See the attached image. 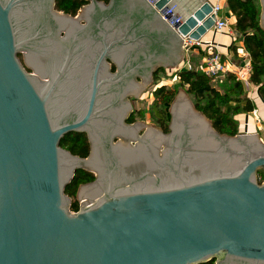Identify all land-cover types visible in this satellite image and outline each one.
Masks as SVG:
<instances>
[{
  "label": "water",
  "instance_id": "95a60500",
  "mask_svg": "<svg viewBox=\"0 0 264 264\" xmlns=\"http://www.w3.org/2000/svg\"><path fill=\"white\" fill-rule=\"evenodd\" d=\"M33 1L0 0V264H264L261 137L219 133L183 93L169 134L126 124L127 100L117 115L107 106L139 97L154 71L176 67L184 37L214 26L213 5L172 26L177 13L163 16L183 0H87L83 25L44 0L45 21L25 36ZM73 131L87 133V157L60 145ZM189 131L198 140L179 143ZM163 136L160 156L164 146L150 147L149 137ZM78 169L96 179L80 186L74 211L65 190Z\"/></svg>",
  "mask_w": 264,
  "mask_h": 264
},
{
  "label": "trees",
  "instance_id": "16d2710c",
  "mask_svg": "<svg viewBox=\"0 0 264 264\" xmlns=\"http://www.w3.org/2000/svg\"><path fill=\"white\" fill-rule=\"evenodd\" d=\"M108 2V0H104ZM228 7L236 16V29L253 61V72L250 82L259 87V95L264 101V29L260 24L261 9L257 0H228ZM87 0H56V8L67 14L75 15ZM114 70V67H113ZM164 70L160 68L158 72ZM157 72V73H158ZM179 86L185 87L187 94L195 101V108L201 111L211 121L213 127L221 134L235 136L239 133L236 119L233 115L241 111L250 112L256 108L255 104L246 99L244 84L234 74L226 73L215 77L208 76L197 69L175 71ZM228 87L221 91L219 87ZM176 88L168 89L161 86L155 90V95L161 104L168 106L174 99ZM245 100V104L241 102ZM236 102L231 114L225 107ZM230 108V107H229ZM230 110V109H229ZM167 116V115H166ZM134 120L132 117L130 121ZM168 122V121H167ZM163 129L168 131L167 124L161 122ZM60 145L74 155L87 157L90 152V143L85 132H70L61 140ZM263 171H260V181H263ZM262 177V178H261ZM95 180V175L85 169H78L74 178L67 185L65 193L69 197H76L79 187ZM80 208L78 199L71 203V210ZM200 264H215V259Z\"/></svg>",
  "mask_w": 264,
  "mask_h": 264
},
{
  "label": "rangeland",
  "instance_id": "374dc122",
  "mask_svg": "<svg viewBox=\"0 0 264 264\" xmlns=\"http://www.w3.org/2000/svg\"><path fill=\"white\" fill-rule=\"evenodd\" d=\"M257 2L259 3L260 9H261L260 0H257ZM24 53L25 52H20L18 54L20 61L22 62V64L25 66V68L29 72H34L30 65L24 64L25 62ZM112 67L116 69L114 64H112ZM163 69L164 70L155 74L152 81L150 80V82L146 85L145 90L140 94L139 97L137 98L132 97L135 107L140 110L138 115H134L133 118L139 122H144L146 126L156 128L155 130H160V131L163 128L162 123H161L162 121L165 122V124L170 123L171 105L173 101L175 100V98L177 97L181 98V93L186 94L189 97L192 105L193 106L195 105V101L191 98V96H189V94H187L185 87L179 86L176 88L177 84L180 83L179 80L175 78L174 76L175 71L177 70V66L173 67L172 69L171 68H163ZM252 85L248 87L244 85L243 96L246 99L252 101L255 104L256 108L250 112L241 111L238 114H235L233 116L236 119V122L238 125V131H239L238 134L245 133V132H241V130H243L245 123H246L245 120L247 119L249 123V127H250L248 133L258 134L261 137L262 141L264 142V103L261 101L259 97V87L255 86L253 83ZM161 86H166L168 89L176 88L174 99L168 106L161 104V102L157 99V96L155 95V90ZM227 87H228V84H225V86L219 87V89L221 91H224ZM244 104H245V100L241 102V105H244ZM236 105H237L236 102L231 103L229 106L225 107V111H228L231 114L230 111H232V108L236 107ZM262 177L264 181V171H263ZM80 192H81V189L79 188L76 197L74 198L70 197V198L72 199L71 200L72 202L73 200L78 199L79 205L81 206L80 199H79Z\"/></svg>",
  "mask_w": 264,
  "mask_h": 264
},
{
  "label": "crops",
  "instance_id": "0c3cea01",
  "mask_svg": "<svg viewBox=\"0 0 264 264\" xmlns=\"http://www.w3.org/2000/svg\"><path fill=\"white\" fill-rule=\"evenodd\" d=\"M227 1L228 0H183L182 3H179L180 8H178V10H177V6L174 4L170 6V7H174L175 9L174 11L177 13V16L182 20L185 18L186 15L188 16L191 10H194V9L196 10L197 8L199 9L201 5L204 3L208 2L211 5L220 4L222 6V10L219 13V16L221 18H227L230 21V30L225 31V32H217L215 31L214 26H213L204 35H202L200 40H202L204 44H202L201 46H193L192 51L188 53L184 52L183 59L180 60L182 63L179 61V63L177 64V69H180L181 67H183L185 63V59H187L189 60L188 62L191 64L193 69H197L202 72L204 59L207 54V49H206V44H205L207 42H212L215 45H217L224 59L233 61L235 63L241 62V58H239L237 54V48H239L240 46L245 47V45L243 41L240 39V33L236 29L237 18L232 13L230 8L228 7ZM243 84L246 85L247 87L251 86L252 83L250 82V78L248 82H245V83L243 82ZM245 121H246L245 126L243 130H241V132H244L245 128H247L248 131L250 129L248 120L246 119Z\"/></svg>",
  "mask_w": 264,
  "mask_h": 264
},
{
  "label": "built area",
  "instance_id": "2783aa9c",
  "mask_svg": "<svg viewBox=\"0 0 264 264\" xmlns=\"http://www.w3.org/2000/svg\"><path fill=\"white\" fill-rule=\"evenodd\" d=\"M159 0H148L150 4L153 6L157 4ZM174 7H169L166 15L163 16L166 21H169L168 16L173 15ZM222 10V6L220 4L213 5L212 12L216 16V20L214 23V29L217 32H225L230 30V21L227 18H221L219 13ZM180 18H176L175 20L169 21L170 25L174 26L175 24L180 22ZM203 43L202 40L192 39L189 37H184V52L188 53L192 51L193 46H201ZM206 49L207 54L204 59L202 72L208 76L215 77L221 74L232 73L242 82H248L250 75L253 72V61L246 50L245 47L240 46L237 48V54L239 58H241L240 63H235L233 61H229L223 58L221 51L218 49V46L212 42H207ZM189 60L185 59V63L183 67L179 69V71L191 70L192 66L188 62ZM178 79V76H175Z\"/></svg>",
  "mask_w": 264,
  "mask_h": 264
},
{
  "label": "flooded vegetation",
  "instance_id": "af4514ba",
  "mask_svg": "<svg viewBox=\"0 0 264 264\" xmlns=\"http://www.w3.org/2000/svg\"><path fill=\"white\" fill-rule=\"evenodd\" d=\"M102 1H104V0H102ZM110 0H108V2H109ZM89 4V1H88V3L87 4H85V5H83L79 10H78V12L75 14V15H72V16H76V15H80V21H81V23L84 25V24H86L87 22L82 18V15H81V10H82V8L84 7V6H86V5H88ZM45 6H44V0H39V2H29V5L26 7V10H28V11H30V10H35V13H34V18L35 19H32L31 18V20H28L27 19V16H28V14H26V17H24V18H22L21 20L23 21V25L25 26V27H27L26 29H24V35L25 36H27L28 34H30V33H33L34 31V33H37L38 31H39V24H41L42 22H44L45 21V19H46V17L43 15V13H44V11H45ZM54 9L55 10H57V8H56V0H55V7H54ZM37 10H38V14H37ZM57 11H59V10H57ZM120 11H122V9H120ZM60 12H63V11H60ZM63 13H65V12H63ZM65 14H67V13H65ZM71 15V14H70ZM130 15V14H129ZM127 16V18H126V21H128L129 19H131L132 18V16ZM100 15H99V12L97 13V14H94V15H92V17L93 18H96V17H99ZM32 21L34 22V24L35 25H33V26H29L31 23H32ZM120 22V14L117 12V13H115V15H114V17H113V23L115 24V23H119ZM29 23V24H28ZM37 24V25H36ZM29 26V27H28ZM49 32V31H48ZM50 33V32H49ZM61 36H64V32H61ZM60 38V37H59ZM46 40V39H45ZM56 41H58V37H55V38H51L49 41H48V43H47V45H49V44H55V42ZM37 42L38 43H43L44 41L40 38L39 40H37ZM39 48V47H38ZM149 49L150 50H152V48L151 47H149ZM154 50H156V51H158V49H154ZM45 63H46V61H45ZM113 70V69H112ZM113 71H115V69L113 70ZM158 72V70H156V71H154V73L152 74V79H153V77L155 76V74ZM152 81V80H151ZM132 97H134V96H129V97H127L126 99H116V100H112V101H115L113 104H111V102L112 101H108L107 102V106H113L114 104H115V107L114 108H112V107H110V110H112L113 111V113L115 112V115H117L122 109H124L125 107H126V102H125V100H127L128 101V103H129V105H130V107H131V109L128 111V113H127V116H126V119H125V123L126 124H134V123H137V122H139V121H137V120H132V121H130V119L134 116V115H138V113L140 112V110L139 109H137L136 107H135V105H134V103H133V100H132ZM135 98V97H134ZM113 113L110 111V113L108 112V116L110 115H113ZM143 124H145L144 122H142ZM147 127L148 126H146V124L141 128V130L139 131V134L140 135H142L146 130H147ZM167 128H168V131H165L163 128H162V130H161V132H163L164 134H169L170 132H171V129H170V123H167ZM159 132H160V130H159ZM87 134V133H86ZM150 136V135H149ZM87 137H88V135H87ZM150 138V147H154L155 145H158V144H162L163 146H164V148H163V150H161L160 151V156H162V152L163 151H165L166 149H167V142L165 143V141H167V139L166 138H164V140H163V142H161V143H157V142H155V140L154 139H152L151 137H149ZM183 140H179V143H181L182 141L184 142L185 140L188 142V140L189 141H193V142H196V140H198V134H193L191 131H189V133H187V134H184V136H183V138H182ZM89 140V139H88ZM117 140V139H116ZM90 143V142H89ZM193 148H191V150H192ZM195 150V149H194ZM90 152H91V145H90ZM90 152H89V154H90ZM192 153V152H191ZM94 174V173H93ZM95 175V174H94ZM95 179H96V176H95ZM80 188V187H79Z\"/></svg>",
  "mask_w": 264,
  "mask_h": 264
},
{
  "label": "bare ground",
  "instance_id": "6f19581e",
  "mask_svg": "<svg viewBox=\"0 0 264 264\" xmlns=\"http://www.w3.org/2000/svg\"><path fill=\"white\" fill-rule=\"evenodd\" d=\"M162 138H165L164 136Z\"/></svg>",
  "mask_w": 264,
  "mask_h": 264
}]
</instances>
